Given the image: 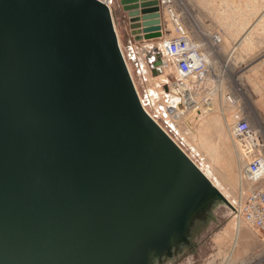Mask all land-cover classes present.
Wrapping results in <instances>:
<instances>
[{
  "label": "water",
  "instance_id": "obj_1",
  "mask_svg": "<svg viewBox=\"0 0 264 264\" xmlns=\"http://www.w3.org/2000/svg\"><path fill=\"white\" fill-rule=\"evenodd\" d=\"M120 5L136 41L162 35L159 0ZM200 178L142 106L104 3L0 0V264H142Z\"/></svg>",
  "mask_w": 264,
  "mask_h": 264
},
{
  "label": "rangeland",
  "instance_id": "obj_2",
  "mask_svg": "<svg viewBox=\"0 0 264 264\" xmlns=\"http://www.w3.org/2000/svg\"><path fill=\"white\" fill-rule=\"evenodd\" d=\"M176 1L179 11L184 12L183 22L194 37L209 45L211 36L220 34L222 42L215 47L213 59L223 72L220 79L195 88L197 103L193 107L181 100L177 104L178 116L167 110L175 92L170 94L166 88L176 71L160 78L162 73L153 74L141 45L136 44V50L129 48L137 41L120 9V0L114 1L115 24L137 93L153 111L152 116L158 112L160 122L163 119L172 124L173 129L163 127L184 150L192 152L202 174L194 181L191 197L168 236L155 242L145 239L139 244L142 264H264V240L234 209L240 197L251 189L244 171V151L230 132V124L241 116L242 110L250 109L245 85L238 84L237 91L243 99L238 107H231L224 99L226 91L235 85V70L242 69L252 56L264 50V0ZM166 23L173 28L169 20ZM217 87L219 90L212 93ZM205 96L215 99L214 111L209 110Z\"/></svg>",
  "mask_w": 264,
  "mask_h": 264
},
{
  "label": "built area",
  "instance_id": "obj_3",
  "mask_svg": "<svg viewBox=\"0 0 264 264\" xmlns=\"http://www.w3.org/2000/svg\"><path fill=\"white\" fill-rule=\"evenodd\" d=\"M99 1L109 8L115 23V0ZM159 12L162 35L158 38L143 39L137 42L142 43L141 49L148 56L155 51H161V73L170 75L173 70L176 71L175 77L170 80L169 84L166 85V88L168 93H176L173 94L171 99L173 104L167 105V110L173 113L172 115L178 116V113L176 114V112H179L177 104L179 105L181 100L187 101L189 106L191 104L187 98V91L193 92L196 95V87L199 88L206 81L218 80L223 75L220 66L217 65V62L213 59L214 49L220 45L222 38L219 33L213 34L211 36L210 44L206 45V42L194 37L191 32L187 30L183 22L184 12L179 11L178 2L176 0H159ZM168 20L173 24L172 29L167 26L166 22H168ZM115 28L117 31L116 24ZM144 33L145 32L143 31L141 34L144 35ZM137 42L131 43L129 48L131 50L139 49L136 45ZM120 46L130 71L121 43ZM139 54L141 55V52ZM140 55L138 59L140 67L142 68V60H140L142 55ZM207 74L209 77L206 78V76L204 78ZM195 78H201L202 80L199 82L194 81ZM232 78L234 80L233 75ZM217 90H219L218 87L215 88L212 93ZM138 95L144 109L150 116H152L151 113L153 111L149 109V106L148 108L144 105L139 91ZM177 99H179L178 102ZM224 99L233 108L239 106L241 97L239 96L238 91H236L235 85L232 84L229 90L226 91ZM204 100L209 101L211 99L210 97L205 96ZM195 103H197V101ZM157 113L154 112L152 118L163 128V130H165V132H167L170 138L185 152L193 163L196 164L192 152L189 153L184 150L183 146L176 141L170 131H167V129L163 127V125H165L166 128L173 129L172 124L163 119L160 122L159 114ZM238 117V119L230 124V132L233 135L236 144L240 146L242 151H244V158L246 159L244 171L247 181L251 184V189L247 194L240 197L235 204L234 209L238 216L255 229L264 240V136L261 134V131H264V129L261 120L251 115L246 109H243L241 116ZM259 148H261L260 150L262 151L260 153L256 152Z\"/></svg>",
  "mask_w": 264,
  "mask_h": 264
},
{
  "label": "crops",
  "instance_id": "obj_4",
  "mask_svg": "<svg viewBox=\"0 0 264 264\" xmlns=\"http://www.w3.org/2000/svg\"><path fill=\"white\" fill-rule=\"evenodd\" d=\"M233 76L236 91L238 84L245 85L250 108L247 109L251 115L261 120L264 129V50L258 56H252L242 69H236Z\"/></svg>",
  "mask_w": 264,
  "mask_h": 264
},
{
  "label": "bare ground",
  "instance_id": "obj_5",
  "mask_svg": "<svg viewBox=\"0 0 264 264\" xmlns=\"http://www.w3.org/2000/svg\"><path fill=\"white\" fill-rule=\"evenodd\" d=\"M168 26V25H167ZM207 76V77H206ZM160 78H165L166 77V73H162L160 76H159ZM208 78L209 76H208V74L207 75H205L204 76V78ZM202 79L200 78V79H197V78H195V80L194 81H201ZM246 94V93H245ZM187 98L189 99V102L191 103L190 104V106L191 107H193L194 105H195V102L197 101V99H196V96H195V94L193 93V92H189V91H187ZM215 100V99H214ZM214 100H209L208 102H207V105H208V108H209V110H211V111H214L215 110V103H214ZM241 100H243L242 98H241ZM177 113H179V112H176V114ZM178 115V114H177ZM261 134L264 136V131H261ZM261 148H259V150H260ZM239 154V153H238ZM242 159V158H241ZM244 159V158H243ZM242 159V161H244ZM255 259V258H254ZM251 263V262H250ZM250 263H248V264H250Z\"/></svg>",
  "mask_w": 264,
  "mask_h": 264
},
{
  "label": "flooded vegetation",
  "instance_id": "obj_6",
  "mask_svg": "<svg viewBox=\"0 0 264 264\" xmlns=\"http://www.w3.org/2000/svg\"><path fill=\"white\" fill-rule=\"evenodd\" d=\"M149 60V59H148ZM149 63H150V61H149ZM151 64V63H150Z\"/></svg>",
  "mask_w": 264,
  "mask_h": 264
}]
</instances>
